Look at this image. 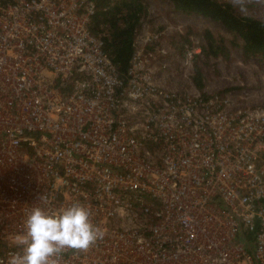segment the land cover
I'll list each match as a JSON object with an SVG mask.
<instances>
[{"label": "built area", "instance_id": "built-area-1", "mask_svg": "<svg viewBox=\"0 0 264 264\" xmlns=\"http://www.w3.org/2000/svg\"><path fill=\"white\" fill-rule=\"evenodd\" d=\"M95 11L0 0V264L32 208L73 202L103 235L60 264H264V104L194 85V38L168 83L172 50L142 16L121 71Z\"/></svg>", "mask_w": 264, "mask_h": 264}, {"label": "rangeland", "instance_id": "rangeland-1", "mask_svg": "<svg viewBox=\"0 0 264 264\" xmlns=\"http://www.w3.org/2000/svg\"><path fill=\"white\" fill-rule=\"evenodd\" d=\"M140 16L150 21L151 28L157 26L164 30L165 42L172 52L169 59L167 82H185L182 74L181 57L185 44L198 39L202 51L193 58V71L190 75L197 86L193 75L195 69L200 71L203 92L233 91L245 94L244 101L250 105L264 104V59L260 55L244 56L241 39L233 41V33L221 22L197 12H184L174 7L169 0H144ZM239 6L242 13L264 18V0H228ZM210 30L214 36L224 38L226 52L218 55L208 54L203 50L206 45L204 31ZM172 71L173 73H171Z\"/></svg>", "mask_w": 264, "mask_h": 264}, {"label": "trees", "instance_id": "trees-1", "mask_svg": "<svg viewBox=\"0 0 264 264\" xmlns=\"http://www.w3.org/2000/svg\"><path fill=\"white\" fill-rule=\"evenodd\" d=\"M174 7L184 12H197L221 22L233 33V41L241 39L244 56L260 55L264 59V18L242 13V4L237 6L228 0H169ZM140 0H96L92 18L95 31L106 29L104 47L112 55L121 71H125L132 52V32L138 23L141 11ZM206 45L203 50L212 55L226 52L224 38L218 39L206 29ZM197 86L202 87L199 69L193 75Z\"/></svg>", "mask_w": 264, "mask_h": 264}, {"label": "clouds", "instance_id": "clouds-1", "mask_svg": "<svg viewBox=\"0 0 264 264\" xmlns=\"http://www.w3.org/2000/svg\"><path fill=\"white\" fill-rule=\"evenodd\" d=\"M90 216L79 202L55 212L32 208L18 238L22 251L12 254L8 264H60L59 256L65 249H88L103 235Z\"/></svg>", "mask_w": 264, "mask_h": 264}]
</instances>
